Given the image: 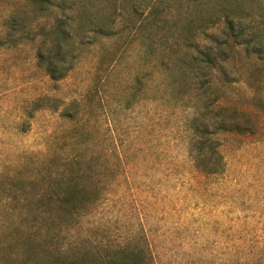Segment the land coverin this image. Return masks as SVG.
<instances>
[{
	"label": "rangeland",
	"instance_id": "1",
	"mask_svg": "<svg viewBox=\"0 0 264 264\" xmlns=\"http://www.w3.org/2000/svg\"><path fill=\"white\" fill-rule=\"evenodd\" d=\"M56 6L34 16L30 0H0V36L11 11L31 34L0 46V264H42L55 247L90 261L130 249L143 264H264V0ZM70 16L71 69L50 82L35 66L50 46L42 28ZM228 114L247 131H217L224 171L207 175L190 161L192 130ZM70 177L101 200L41 216L37 198Z\"/></svg>",
	"mask_w": 264,
	"mask_h": 264
},
{
	"label": "trees",
	"instance_id": "2",
	"mask_svg": "<svg viewBox=\"0 0 264 264\" xmlns=\"http://www.w3.org/2000/svg\"><path fill=\"white\" fill-rule=\"evenodd\" d=\"M35 6L33 15L37 16L41 13L47 6L56 9V0H30ZM71 9L76 8V1H73L71 4ZM62 11L61 13H64ZM73 18H67L65 21L57 20L53 25L48 26L47 28H42L43 40L48 39L50 46L48 49L45 47V42L42 41V46L39 47L35 54V66L40 68L43 71L44 76L48 78L50 82H58L62 80L69 70L71 65L70 60H73L72 55L68 57L71 53V49L68 48L73 45L72 42V21ZM6 29L7 32L5 36H0V46L7 42L8 39L12 38L15 34L24 33L25 37L31 36L30 30L26 29V25L23 24V18L18 13L11 11L6 18ZM234 25L231 21L226 20L225 35L229 38H237L238 33L234 32ZM102 30V29H101ZM103 31H108L103 29ZM235 41V40H234ZM206 56V61L208 64H213L211 58ZM69 65V66H67ZM221 67V64H220ZM42 99H38L33 102L34 108H30V113L39 111L43 107ZM233 116L237 115V112L234 110ZM225 116V115H224ZM26 128H23L21 131H25ZM193 138L189 141V158L190 161L194 162V165L197 169L201 170L207 175H214L224 171V161L221 152H219V142L214 138V135L217 131H222L224 133H244L247 131V127L239 123V120L236 118L233 119L232 116H225L222 122H217L211 126L201 124L194 126L193 128ZM73 168V166H72ZM75 174H78L74 171ZM70 177L68 179H62L57 182L56 188L52 189L50 193L43 195L42 193L37 200L35 201L36 207H43L44 211L42 214L46 213L50 216L53 213V208H56L58 211L59 218L64 220V215H74L77 214L79 209H83L87 205H94L99 202V196L89 197L90 194H94L97 191L88 189L85 187L83 179ZM93 183L94 180H92ZM91 183V182H88ZM33 192L27 194L23 199L25 202H21L19 199H16V194L9 198V203L14 204V201L24 205L28 197H32ZM5 200V202H4ZM98 200V201H97ZM2 202L6 203V199H1ZM97 201V202H96ZM61 211V212H60ZM63 212V213H62ZM41 215V216H44ZM41 218V217H40ZM39 219V218H38ZM45 220L44 217H42ZM33 224V223H32ZM39 232H35L34 237L38 240L32 239L31 241H39L42 238V233L39 229ZM31 239V238H29ZM42 246L45 249H51L52 246H47L40 241ZM39 248V247H37ZM48 251V250H47ZM49 252V251H48ZM50 253V252H49ZM144 257L140 256L133 250L124 249L117 250L114 253L108 254L106 257L99 259L93 258L91 261L88 257L83 256H70L65 254L59 247H55V254H50L49 258H46L42 264H143ZM25 261H22V264H25Z\"/></svg>",
	"mask_w": 264,
	"mask_h": 264
}]
</instances>
